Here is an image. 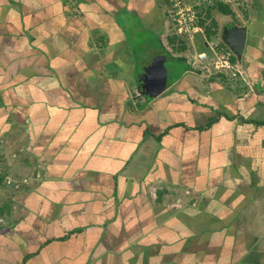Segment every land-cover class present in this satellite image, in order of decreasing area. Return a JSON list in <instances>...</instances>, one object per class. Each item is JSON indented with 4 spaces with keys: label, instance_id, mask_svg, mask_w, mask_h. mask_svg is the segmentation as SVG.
<instances>
[{
    "label": "crops",
    "instance_id": "1",
    "mask_svg": "<svg viewBox=\"0 0 264 264\" xmlns=\"http://www.w3.org/2000/svg\"><path fill=\"white\" fill-rule=\"evenodd\" d=\"M233 2L250 83L189 64L148 96L144 65L213 36L178 40L168 1L0 0V264H264V0Z\"/></svg>",
    "mask_w": 264,
    "mask_h": 264
},
{
    "label": "rangeland",
    "instance_id": "2",
    "mask_svg": "<svg viewBox=\"0 0 264 264\" xmlns=\"http://www.w3.org/2000/svg\"><path fill=\"white\" fill-rule=\"evenodd\" d=\"M229 2H230V6L234 8V11L236 10V12L239 13V11L235 7L236 5L234 4L233 0H229ZM136 24H137V26H136ZM205 24H209V22L205 23ZM136 27L139 28V30H137ZM134 28H135V30H134ZM125 31H127L126 35H127L128 40H129V37L130 38L136 37V38H134V40L131 41V45L133 46V48H136V53H138L140 51V49L143 48L144 45L146 46V45L152 44L153 47H156V48L158 47L157 46L158 43L156 41L157 40V34L154 33L153 31L149 32L147 30H144L140 26V23L138 21H136V18L130 17L129 23L126 25ZM169 33H170L169 30L165 31L164 33L160 34V38L162 40V44H164V47L167 50L172 51L173 49L171 50V45H170L169 41L166 39V36ZM172 35H173V33H172ZM173 36H175V35H173ZM192 36L193 37H192L191 43L189 40H187L188 35L184 34V35L179 36L178 40H181V37H183V39L187 40L185 45H188V47H187V49L184 50L183 53H181V55L184 56L186 59H188L190 63L187 64L184 60L183 61L178 60L180 58V56L177 57V60H175L176 58H173L172 56H170L172 58L169 57L168 60L166 61L165 65L168 68H171V70H168L167 73L161 74V76L166 80L165 87L169 83L174 81L176 79L175 77L179 76L183 70L186 69V72L189 71L190 70L189 64L191 65V70L189 73V76H191L190 80H194L200 86L203 85V86H206V88H208L207 84L209 82V78L214 74H217V75H215L216 80L220 79L221 72H217L216 70H214L212 68L211 64L209 63V61L205 62V61L201 60L202 61L201 63L199 61L197 62L198 53L200 50H204V51H206L205 53L208 54L210 52L209 46L213 45V47L215 48L216 44L219 45L217 38L215 36H210L208 38V41H205L204 34L201 32H197V33L193 34ZM175 42H176L175 45H177V43L179 41L175 40ZM245 63H246V59H243V61L240 62V64L239 63L237 64L239 66V70L241 73L238 74L239 75L238 78H231L233 80V81H230L232 86L237 85V87H240V86H242V83H245V84H246V82L250 83L249 79H248V74H247L246 69H245ZM162 77H160V78H162ZM217 81L219 82V80H217ZM224 83L227 84L228 82L225 81ZM159 86L160 85H158V83H156L155 87L159 88ZM225 87H227V86H225ZM221 88L223 89V87H221ZM141 98L145 99L144 97H141Z\"/></svg>",
    "mask_w": 264,
    "mask_h": 264
},
{
    "label": "built area",
    "instance_id": "3",
    "mask_svg": "<svg viewBox=\"0 0 264 264\" xmlns=\"http://www.w3.org/2000/svg\"><path fill=\"white\" fill-rule=\"evenodd\" d=\"M223 0H168L170 20L175 32L179 35L191 36L196 31H201V27L196 23L198 13L204 8L210 7L216 2ZM202 13V12H201ZM213 56L210 59L205 52H200L198 58L205 61L209 60L212 68L217 72H221L225 77L238 78L241 72L237 62L230 60L229 52H218L214 47H211ZM4 171V155L0 142V176ZM4 219L0 216V224H3Z\"/></svg>",
    "mask_w": 264,
    "mask_h": 264
},
{
    "label": "water",
    "instance_id": "4",
    "mask_svg": "<svg viewBox=\"0 0 264 264\" xmlns=\"http://www.w3.org/2000/svg\"><path fill=\"white\" fill-rule=\"evenodd\" d=\"M222 33L227 47L235 54L237 60H240L246 43L247 27L245 25L223 26ZM167 60L166 56L157 55L150 61L149 74L143 70L145 74L142 76L145 77L141 79L140 75L138 76L139 81L142 82V93L152 96L165 88L166 80L161 74L167 73L165 65ZM156 83L160 85L159 88L155 87Z\"/></svg>",
    "mask_w": 264,
    "mask_h": 264
},
{
    "label": "trees",
    "instance_id": "5",
    "mask_svg": "<svg viewBox=\"0 0 264 264\" xmlns=\"http://www.w3.org/2000/svg\"><path fill=\"white\" fill-rule=\"evenodd\" d=\"M166 1H168V0H166ZM210 7L207 8L206 10L204 8L203 11H200L198 13L197 24H199L200 26H202L204 28V30L206 31V35H208V36L213 35V36L221 39L219 42V45H217V47H221V49H222L221 51L229 52L230 60L232 62H238L235 54L232 51H230V49L227 47L226 43L222 40L223 39V36H222L223 35V33H222L223 25H221L219 29H216V28L212 29L213 25L216 26L215 19L212 16V11L213 12L217 11L223 15L228 14L231 16L230 17L231 21L228 20L227 22H225L226 24L224 26H226V27L240 24L237 17H236L235 12L231 9V7L229 6L228 3H222V2L217 3L216 2V4H213ZM206 20H210L208 25L205 24ZM221 78L223 81H227L228 83H230V81H233L231 78L225 77L222 74H221ZM256 123L264 125V118L256 121Z\"/></svg>",
    "mask_w": 264,
    "mask_h": 264
},
{
    "label": "flooded vegetation",
    "instance_id": "6",
    "mask_svg": "<svg viewBox=\"0 0 264 264\" xmlns=\"http://www.w3.org/2000/svg\"><path fill=\"white\" fill-rule=\"evenodd\" d=\"M149 64H150V62H149ZM149 64H146V65H144V66L142 67V69H143L144 71L146 70L148 74H149V68H148ZM143 74H145V73H143V71H142L141 74H140L141 79L145 77V76H142ZM139 84L142 86V82H141V81H140Z\"/></svg>",
    "mask_w": 264,
    "mask_h": 264
}]
</instances>
